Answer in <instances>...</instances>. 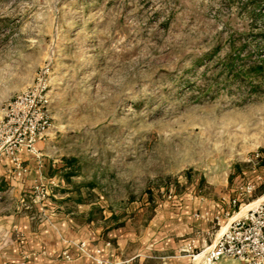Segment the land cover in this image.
Masks as SVG:
<instances>
[{
	"label": "rangeland",
	"instance_id": "374dc122",
	"mask_svg": "<svg viewBox=\"0 0 264 264\" xmlns=\"http://www.w3.org/2000/svg\"><path fill=\"white\" fill-rule=\"evenodd\" d=\"M260 64L261 0H0V165L16 179L57 143L73 166L27 198L89 190L111 226L226 182L242 217L264 171Z\"/></svg>",
	"mask_w": 264,
	"mask_h": 264
},
{
	"label": "crops",
	"instance_id": "0c3cea01",
	"mask_svg": "<svg viewBox=\"0 0 264 264\" xmlns=\"http://www.w3.org/2000/svg\"><path fill=\"white\" fill-rule=\"evenodd\" d=\"M56 148L50 142L39 160L25 155L27 172L16 179L0 165V264H199L193 256L208 252L237 219L229 182L215 185L213 195L191 185L186 192L153 196L118 226L107 225L112 215L105 201L89 190L77 194L65 187L53 198L32 201L27 193L70 170ZM253 177L260 182L247 206L264 194L258 192L264 171Z\"/></svg>",
	"mask_w": 264,
	"mask_h": 264
},
{
	"label": "built area",
	"instance_id": "2783aa9c",
	"mask_svg": "<svg viewBox=\"0 0 264 264\" xmlns=\"http://www.w3.org/2000/svg\"><path fill=\"white\" fill-rule=\"evenodd\" d=\"M253 192L254 187L248 186L242 196H250ZM236 202L234 200L233 204ZM64 256L68 258L67 253ZM196 257L198 255H194ZM229 260L264 264V199L254 202L244 216L228 226L216 244L205 253L202 264Z\"/></svg>",
	"mask_w": 264,
	"mask_h": 264
},
{
	"label": "trees",
	"instance_id": "16d2710c",
	"mask_svg": "<svg viewBox=\"0 0 264 264\" xmlns=\"http://www.w3.org/2000/svg\"><path fill=\"white\" fill-rule=\"evenodd\" d=\"M249 1H250V2H253L254 0H249ZM261 1H264V0H261ZM252 12H254V11H252ZM219 53H220V50L218 49V50L215 51L213 54H214L215 56H217ZM213 54L208 55V57L213 56ZM255 70H256V72H257V75H258V74H262L263 71H264V64H260V65L256 66V69H255ZM63 162H64V164H65L68 168H71V167L73 166L74 160H73V159L65 158V159H63ZM258 192H259V193L264 192V187L261 186V187L259 188V191H258Z\"/></svg>",
	"mask_w": 264,
	"mask_h": 264
}]
</instances>
